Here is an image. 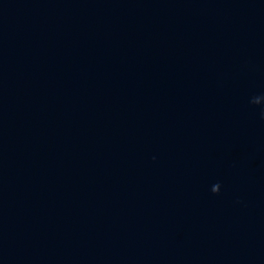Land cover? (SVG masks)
Listing matches in <instances>:
<instances>
[{"label": "water", "instance_id": "1", "mask_svg": "<svg viewBox=\"0 0 264 264\" xmlns=\"http://www.w3.org/2000/svg\"><path fill=\"white\" fill-rule=\"evenodd\" d=\"M0 264H264V0H0Z\"/></svg>", "mask_w": 264, "mask_h": 264}]
</instances>
